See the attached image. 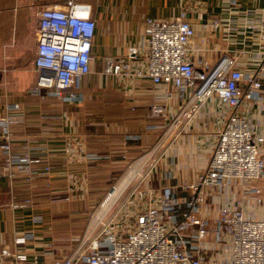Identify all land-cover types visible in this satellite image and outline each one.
<instances>
[{"label":"crops","instance_id":"obj_1","mask_svg":"<svg viewBox=\"0 0 264 264\" xmlns=\"http://www.w3.org/2000/svg\"><path fill=\"white\" fill-rule=\"evenodd\" d=\"M79 1L92 4L97 26L92 72L81 79L77 97L69 98L46 89L40 94L30 92L39 77L35 65L38 13L48 7L62 8L66 0H0V115L9 104L20 103L21 110L13 113L19 119L13 130L15 151L27 147L52 166L48 176L27 183L22 176L11 182L0 165V264H14L18 253L27 254L28 264H54L69 257L89 236L88 211L113 188L127 166L161 137L165 141L159 164L141 182L140 190L153 189L158 195L171 190L187 196L190 193L183 186L207 169L231 109L214 95L174 126L193 93L190 90L183 98L174 95L165 102L164 115L154 114L153 107L162 102L159 99L167 88L135 73L146 68V18L173 20L186 14L196 32L190 53L197 71L206 69V64L216 68L225 56H233L236 68L253 74L264 56L260 38L264 0ZM132 47L140 53L129 60L128 74L105 71L106 57L128 60ZM240 112L255 133L264 136V87L243 103ZM150 154L138 159L109 192L91 229L102 222L131 181L142 176ZM255 185L263 189L264 198V183ZM206 192L202 216L210 225L222 206L242 199L238 186L206 188ZM27 198L32 205L14 206ZM243 210L247 218H264V204L244 200ZM35 216L42 220H34ZM28 232L34 237L17 244L16 237ZM204 245L211 249L209 256L220 262L230 258L214 242Z\"/></svg>","mask_w":264,"mask_h":264},{"label":"built area","instance_id":"obj_2","mask_svg":"<svg viewBox=\"0 0 264 264\" xmlns=\"http://www.w3.org/2000/svg\"><path fill=\"white\" fill-rule=\"evenodd\" d=\"M38 17L35 65L39 77L30 92L40 94L46 89L58 96L75 98L81 79L92 72L97 26L93 6L66 0L62 8L40 10ZM195 33L185 13L173 20L146 18V68L136 69L135 73L167 88L159 99L162 102L153 107L155 115H164L165 102L174 95L183 98L193 91L175 118L174 126L181 117H191L201 103L214 95L231 109L207 169L183 186L190 193L187 196L171 190L160 195L153 189L136 190L131 201L136 206L134 212H126L120 220L117 214L100 233L93 237L85 235L69 257L54 264H264V218H247L243 210L244 200L264 204L263 189L255 185V182L264 183V136L257 135L250 120L240 112L243 103L264 87V56L253 74L236 68L233 56H225L216 68L209 69L206 64V69L197 71L190 53V41ZM260 38L264 45V29ZM139 53L138 48L132 47L128 60L106 57L105 71L128 74L129 60ZM18 110L21 104L16 102L0 115V165L3 175L11 182L22 176L23 181L33 183L40 176H48L52 166L42 157L32 155L27 147L15 151L13 130L19 119L13 113ZM162 144V141L158 143L152 152ZM234 186L241 189L242 199L222 206L210 225L202 216L208 198L206 188ZM28 205H32L30 198L14 203L15 207ZM34 220L42 218L35 216ZM33 237V232H28L15 240L24 244ZM206 242H214L218 250L228 246L230 258L220 262L209 256L211 249L204 245ZM4 253L9 254L8 250ZM27 260V254L18 253L14 264H28Z\"/></svg>","mask_w":264,"mask_h":264},{"label":"rangeland","instance_id":"obj_3","mask_svg":"<svg viewBox=\"0 0 264 264\" xmlns=\"http://www.w3.org/2000/svg\"><path fill=\"white\" fill-rule=\"evenodd\" d=\"M162 138V139H161ZM161 141L164 142L165 141V138L164 137H161ZM160 140L157 141V144L158 145V142ZM160 141V142H161ZM159 142V143H160ZM155 147L149 149L148 151H146L144 154H142L138 159H140L141 157L149 154H150V159L147 163V165L145 166L144 168V171L142 173V176L135 179V180H132L131 183L129 184L128 188L124 191V193H122V195L118 198V200L115 202V204L113 205V207L111 208V210L108 212V214L105 216V218L102 220V223H100L98 226H96L94 228L93 231H91L92 227L90 226L94 216L96 215V213L98 212V210L101 208L102 204L105 202V200L107 199V197L109 196V194L111 193L110 191L112 190H109L107 192V194H105L104 198L95 205L94 208H91L89 211H88V215H87V230L88 231H91L88 235L91 237H93L94 235L98 234L101 232V230L103 229V227L105 226V224H107L114 216H116L118 214V219L120 220L121 218V215L123 216L126 212H134L135 211V205H133V202L131 203V201L134 200V194H135V191L137 190H140V187L141 186V182L146 179L149 174L151 175V172L152 170L158 166V161L156 160L159 156V154L162 152H160V149L161 147H159L156 151H154V153L152 152L154 150ZM137 159V160H138ZM137 160H135L134 163L130 164L129 166H127L126 170L119 176V178L117 179L116 183L113 185V187L115 185H117L118 181H120L125 173H127V171L130 169L131 166H133ZM115 188V187H114ZM110 192V193H109ZM104 223V224H103ZM87 233V231H86ZM87 236V235H86ZM88 237V236H87ZM90 237V238H91ZM224 249V253L228 254L230 253V250H229V247L226 246L223 248ZM225 260H228L229 257L228 256H225L224 257Z\"/></svg>","mask_w":264,"mask_h":264},{"label":"bare ground","instance_id":"obj_4","mask_svg":"<svg viewBox=\"0 0 264 264\" xmlns=\"http://www.w3.org/2000/svg\"><path fill=\"white\" fill-rule=\"evenodd\" d=\"M113 190H114V188L112 189V191H113ZM101 223H102V222H101ZM93 230H94V229H92L91 231H93ZM91 231H89V233H90ZM89 233H88V234H89Z\"/></svg>","mask_w":264,"mask_h":264},{"label":"water","instance_id":"obj_5","mask_svg":"<svg viewBox=\"0 0 264 264\" xmlns=\"http://www.w3.org/2000/svg\"><path fill=\"white\" fill-rule=\"evenodd\" d=\"M113 188H114V187H113ZM113 188H112V189H113Z\"/></svg>","mask_w":264,"mask_h":264}]
</instances>
